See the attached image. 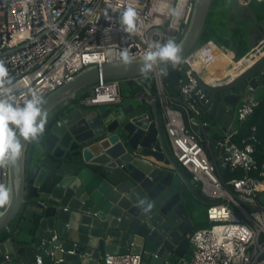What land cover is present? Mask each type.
Segmentation results:
<instances>
[{
    "label": "water",
    "instance_id": "95a60500",
    "mask_svg": "<svg viewBox=\"0 0 264 264\" xmlns=\"http://www.w3.org/2000/svg\"><path fill=\"white\" fill-rule=\"evenodd\" d=\"M211 3L194 0L176 41L182 57L200 42ZM263 30L254 46L264 38ZM140 61L86 66L43 98V133L36 141L21 139L20 156L8 165L11 191L0 210V264H35L36 256L42 264H94L101 253L139 254L141 264L189 259L192 250L184 234L193 224L180 178L193 191L173 159L155 101L152 115L142 102L128 110L78 102V93L100 79H131L133 98L136 91L135 98L140 96L138 86L153 97L141 78L146 75ZM164 67L166 75L158 66L153 69L178 91L179 72L172 64ZM198 84L208 96L197 106L217 124L193 127L212 140L209 157L214 158L213 137L225 130L219 127L221 118L231 114L245 86L264 85V54L227 82Z\"/></svg>",
    "mask_w": 264,
    "mask_h": 264
},
{
    "label": "built area",
    "instance_id": "2783aa9c",
    "mask_svg": "<svg viewBox=\"0 0 264 264\" xmlns=\"http://www.w3.org/2000/svg\"><path fill=\"white\" fill-rule=\"evenodd\" d=\"M129 4L138 14L135 33L125 32L119 22V11ZM163 4L182 5L179 18L174 21ZM193 4L194 0H0V63L18 82L16 102L21 103L33 91L44 98L86 66L120 61L122 48H128L135 60L142 58L150 41L169 37L177 41L189 22ZM220 51L230 53L207 38L173 66L179 72L178 100L157 69L150 73L153 97L138 86L139 98L147 107L155 101L173 159L188 173L191 191H198L205 203L206 224L184 234L192 253L180 264H264V160L256 158L255 127L250 126L245 136L238 133L259 105V98L251 86H245L222 136L213 137L214 158L209 157L212 140L193 127L197 124L202 129L208 124L197 106L208 96L198 80L208 86L217 84L199 72ZM231 53L230 60L238 61ZM122 80L132 82L100 79L85 87L78 93L79 104L119 105ZM237 170L241 176H224ZM7 183L5 165L0 167V184ZM35 264H42L38 256ZM94 264H141V256L104 254Z\"/></svg>",
    "mask_w": 264,
    "mask_h": 264
},
{
    "label": "clouds",
    "instance_id": "9594fccd",
    "mask_svg": "<svg viewBox=\"0 0 264 264\" xmlns=\"http://www.w3.org/2000/svg\"><path fill=\"white\" fill-rule=\"evenodd\" d=\"M162 7L174 21L179 18L182 5L173 7L163 4ZM119 22L123 25L125 32L135 33L138 26V14L135 7L129 4L120 10ZM118 56L124 64L133 61L128 48L120 49ZM181 60L180 45L174 38L150 41L141 58L140 71L147 75L154 66H158L166 75L167 69L164 66L167 64L175 66ZM18 90V82H14L9 77L7 67L0 63V167L15 163L21 153V139L38 140L47 123V111L42 107L43 98L33 91L21 103H17ZM10 191L8 185L0 184V205L8 203Z\"/></svg>",
    "mask_w": 264,
    "mask_h": 264
},
{
    "label": "trees",
    "instance_id": "16d2710c",
    "mask_svg": "<svg viewBox=\"0 0 264 264\" xmlns=\"http://www.w3.org/2000/svg\"><path fill=\"white\" fill-rule=\"evenodd\" d=\"M220 1H223V0H212L210 12L208 15V21L206 23V26L204 28V31L202 33L200 41H204L207 38L208 39L212 38L213 41H216L219 45H222V42H223L222 40H224L223 38H224L225 34H227V36L231 39V41L229 43L230 45L228 47L231 48L230 50H233L236 53V57H241L236 62H232L231 60H230V62H232L237 67L241 63L244 64L246 62L248 63L247 65H249L251 63V56H249V55L251 54L252 49L249 52V54L245 55L250 49L249 43L246 40V39H248L247 34H246V31L244 33H241L239 31V28H238V26L241 25L242 22H244V18H242V17L237 18V15H234L237 13V9H236V11L233 12V15L236 19L235 22H234V20L232 21V19L231 20L228 19V20H230L229 24H232L231 26L225 20H221V21L219 20L218 22H216L215 19L213 18L214 17L213 15L215 14L214 13L215 7L220 5ZM246 14H248V17L250 18L249 22H252V23H253V21L256 23L263 22L264 21V1L247 0ZM258 25H260V24H258ZM222 46H224V45H222ZM243 55H245V56H243ZM245 68H246V66L243 69H245ZM239 72L240 71H237V69L234 70L232 73V76H233V74L235 76L238 75ZM143 80H144L145 85L153 91L154 90V84H153L152 75L148 74V75L144 76ZM168 89H169V92H171V93L175 92V90L171 87H169ZM202 116L206 120L212 119V116H210V114H208L205 111H202ZM250 126H254L256 129L255 130L256 158H257V160L262 162V160H264V150L262 149L263 143H264V139H263L264 138V98L259 99V105L255 108L254 112L252 114H250V116L244 122L242 128L238 132L239 135L245 136L246 133L248 132V129ZM183 173H184L185 177L188 175V173L185 170L183 171ZM229 175L230 176H241L242 172L240 170H237L234 173H227V172L224 173V176H229ZM193 194L195 195L196 198H198V199L200 198L198 191L193 190ZM183 197H184V202H185V200H186L185 193H184ZM186 202L187 203H185V204H188L189 200H186ZM201 225L202 224H200V226Z\"/></svg>",
    "mask_w": 264,
    "mask_h": 264
},
{
    "label": "crops",
    "instance_id": "0c3cea01",
    "mask_svg": "<svg viewBox=\"0 0 264 264\" xmlns=\"http://www.w3.org/2000/svg\"><path fill=\"white\" fill-rule=\"evenodd\" d=\"M235 1L236 0H223V1H220V5L217 4L218 6L215 7V11H214L215 14L213 15L214 16L213 18L215 19L216 22H218L219 20L221 21L224 18H225L224 19L225 21H227L228 19L231 20L232 17H230V14H233V12L236 11L235 9H233V7L231 5H233V3ZM235 3L237 5H239L238 7H241L240 3H237V1ZM246 10H247V7L245 6V9L244 10L242 9L241 12H243V11L246 12ZM246 16L248 17V15H246ZM241 17H243V16H241ZM249 19H250L249 17L247 19L244 18V23H246V26H247L246 34H247V38L248 39H246V40L250 44V49H251L254 46V42L257 39V34L259 33L258 24H260L261 27L264 28V21L261 22V23H256V22L253 21V23H252V22H249ZM229 21H227L228 24H229ZM262 42H264V39H261V41L257 44L258 46L256 45V46H254L252 48V52H251V54L249 56H252L253 57V55L255 53H257V50L259 49L258 47L262 44ZM231 51L232 50H230V53H231ZM220 53H222V52L220 51V52L216 53L213 61L208 66H206L205 68H203V70H200V72H199L204 77L208 78V81L211 84H220L222 82L229 81L230 79H232V73H233V71L237 69V66L234 65L232 62H230V57H229V54L230 53L229 54L223 53V56H220L221 58H223L225 56L223 60L219 58V54ZM234 54H236V53L234 52ZM231 55H232V53H231ZM216 60H218V61L216 62ZM138 89L139 88L137 87V90ZM253 90H254V93L253 94L257 98H259V99L264 98V85L260 84V85L257 86L256 89H253ZM258 90H261L262 94H259L257 92ZM172 94L174 95V98L176 100L179 99V97H178V91H175ZM117 106H121L122 108H124L126 110H128L129 107H130L129 104L126 105V106H123L122 105V102L119 105H117ZM117 106H114V107H117ZM98 107H100V106H98ZM145 108L148 109L149 115L150 114L151 115L153 114L152 107L145 106ZM231 114H232V112H231ZM231 114L230 115L225 114L221 118L220 124H219V127L220 128H222V127L226 128L228 126L229 122L231 121V116H232ZM208 124H211V125L214 126V125L217 124V122L212 117V121H210V123L208 121ZM186 177H187V178H185L186 181H188V183L190 184L189 176L187 175ZM180 181H181L180 184H181L182 190H183V192L185 193V196H186V200H189V197L190 196H194L195 197V195L193 193H191L190 191H188L189 189L185 185L184 180L180 178ZM182 200L184 202V197H182ZM186 200H185L184 203H187ZM195 201H196V206L197 207L205 206L204 201L201 200L200 198L198 199V198L195 197ZM190 203L191 202L189 201V206H192V204L190 205ZM186 206L188 207L187 204H186ZM195 217L194 218L191 217V221H192V224H193V228L201 227L204 224H206L205 220L204 221H200V219H197L198 217L196 219H195ZM200 224H202V225L200 226ZM186 253H187V249L184 250L183 254L185 255ZM103 255L104 254L101 253L100 256H99V258H101ZM181 261H182V259H176L175 263L176 264H180Z\"/></svg>",
    "mask_w": 264,
    "mask_h": 264
},
{
    "label": "rangeland",
    "instance_id": "374dc122",
    "mask_svg": "<svg viewBox=\"0 0 264 264\" xmlns=\"http://www.w3.org/2000/svg\"><path fill=\"white\" fill-rule=\"evenodd\" d=\"M237 1V3H240V5H241V7H238L239 5H237L235 2ZM234 3H233V5H231L232 7H233V9H237V13L236 14H234V15H237V18L238 17H240L241 18V16H243L242 18H245V19H247L248 17L246 16V15H248V14H246V12L245 11H243V12H241V10L243 9H245V6L247 7V5H245L246 3H245V1L244 0H236ZM231 9V8H230ZM231 12V11H230ZM245 12V13H244ZM234 15L233 14H230V17H232L231 19H232V21L234 20V22H235V17H234ZM225 19V18H224ZM223 19V20H224ZM227 19V18H226ZM227 21H229V20H227ZM231 21V22H232ZM239 22V21H238ZM229 23H230V21H229ZM230 26L232 25V24H229ZM238 28H239V31L241 32V33H244L245 31H246V29H247V26H246V23H244V22H242V24L241 25H239L238 26ZM246 35V34H245ZM258 36V35H257ZM224 40H222L223 42H222V45H224L225 46V48L226 49H228L229 47V43H230V41H231V39L227 36V34H225V36H224V38H223ZM260 41V40H259ZM223 46V47H224ZM249 46H250V44H249ZM263 48H264V46H263ZM230 49L231 48H229V51H230ZM233 51V50H232ZM249 52V51H248ZM246 53V54H249V53ZM245 54V55H246ZM231 55V53L229 54V56ZM236 55V54H235ZM245 55H243V56H245ZM220 56H223V52L222 53H220L219 54V58L220 59H224V57L223 58H221ZM242 56V57H243ZM237 58H241V57H237ZM218 60H216V62H217ZM242 64V63H241ZM239 65L238 67H237V71H241L245 66L247 67L248 65V63L246 62V63H244V64H242V65ZM202 75V74H201ZM203 76V75H202ZM237 76V75H236ZM232 77H235V75L233 74V76ZM259 94H262V92H261V90H258L257 91ZM120 95L123 97L122 98V105L123 106H126V105H132L133 107H137L139 104H140V102H141V100H140V98H135V96H134V98L131 96V91H130V85H129V82L128 81H126V80H122L121 81V92H120ZM264 139V138H263ZM262 149L264 150V143H263V147H262ZM189 201L191 202L190 203V205L192 204V206H189V203L187 204L188 205V207H187V209H188V212H189V216H190V218L191 217H195V219L197 218V219H200V221H204V219H205V217H204V210H205V206H200V207H197L196 206V201H195V197L194 196H190L189 197ZM3 207V206H2Z\"/></svg>",
    "mask_w": 264,
    "mask_h": 264
},
{
    "label": "bare ground",
    "instance_id": "6f19581e",
    "mask_svg": "<svg viewBox=\"0 0 264 264\" xmlns=\"http://www.w3.org/2000/svg\"><path fill=\"white\" fill-rule=\"evenodd\" d=\"M263 46H264V42H262V44L258 47L259 49L257 50V53H255L253 57L251 56V63L253 62L254 59L258 58L263 53L264 50Z\"/></svg>",
    "mask_w": 264,
    "mask_h": 264
},
{
    "label": "flooded vegetation",
    "instance_id": "af4514ba",
    "mask_svg": "<svg viewBox=\"0 0 264 264\" xmlns=\"http://www.w3.org/2000/svg\"><path fill=\"white\" fill-rule=\"evenodd\" d=\"M264 28H261V29H259V33L257 34L258 36L262 33V31L260 32V30H263ZM264 31V30H263ZM258 46V45H257ZM209 121V123H210V121H212V119H209L208 120ZM3 206V205H2ZM2 206H1V208H2ZM1 208H0V210H1Z\"/></svg>",
    "mask_w": 264,
    "mask_h": 264
}]
</instances>
